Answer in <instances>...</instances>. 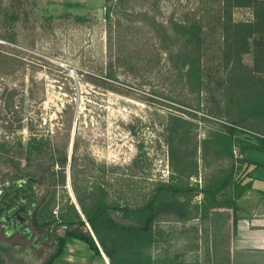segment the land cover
<instances>
[{"label":"rangeland","instance_id":"obj_1","mask_svg":"<svg viewBox=\"0 0 264 264\" xmlns=\"http://www.w3.org/2000/svg\"><path fill=\"white\" fill-rule=\"evenodd\" d=\"M221 8L222 0H127L117 17L125 25L134 21L131 31L124 33L128 43L121 54L126 58L130 54L132 60L120 63L115 48L111 57L107 49L105 0H0V187L31 184L36 199H45V215L63 213L70 205L80 213L75 188L81 196L100 188L109 203L140 205L150 185L167 181L170 175L161 139L168 114L192 121L199 140L207 130L218 128L201 119L214 120L208 111L222 107L216 85L222 76ZM232 16L237 22L251 20L249 10H235ZM152 20L164 26L200 23L201 66L208 88L200 96L198 111L167 100L196 104L168 68L166 55H159L156 62ZM243 61L250 65V56ZM176 108L195 117L189 119ZM256 128L264 131V126ZM140 147L144 156L133 169ZM63 156L67 162L61 167ZM243 156L260 166L243 179L252 186L236 201V218L264 221L259 195L264 192V153L248 148ZM198 166V176L189 183L201 187L199 152ZM201 199L198 195L184 202L191 211ZM209 215L207 220L186 223L172 216L162 218L161 249L184 252L185 264H208V242L210 264L214 247L220 259H229L232 213L225 209ZM112 218L122 222L116 213ZM2 225L0 221V246L16 244V250L24 246L22 251H1L4 264H44L54 251L52 239H43L28 222L27 236L14 230L6 234ZM53 264L110 263L104 256H94L85 244L68 240Z\"/></svg>","mask_w":264,"mask_h":264},{"label":"trees","instance_id":"obj_2","mask_svg":"<svg viewBox=\"0 0 264 264\" xmlns=\"http://www.w3.org/2000/svg\"><path fill=\"white\" fill-rule=\"evenodd\" d=\"M124 2L127 0H105L108 11L103 18L108 31L109 56L115 48L120 63L132 60L130 54H125L127 58L121 55L128 43L124 41V33H129L134 23L128 20L125 25L117 17V10ZM235 10H249L251 20L234 21L232 15ZM220 15L222 76L216 85L222 107L215 106L208 111L214 120L201 119L218 128L207 130L199 140L192 121L175 114L166 116L161 139L167 149L168 180L151 184L143 202L136 207L115 201L109 203L100 188L83 192V196L75 188L80 213L74 205H70L63 213L45 215L42 210L45 199L37 200L35 195L27 206L26 214L21 215L22 221L12 219L7 222L0 217L6 234L14 230L27 236L28 222L35 231L41 232L43 239L51 238L54 251L44 264H53L61 256L68 240L85 244L94 256H104L110 264H185L184 252L161 249V242L165 238L159 224L167 216L174 217L179 223H186L195 218L207 220L210 213L216 214L226 209L233 216L234 238L237 228L236 201L252 186V181L243 183V179L249 178L250 172L260 166L243 155L248 148L264 153V131L256 128L264 126V0H222ZM150 27L153 31L151 47L158 53V59L162 53L166 55L168 68L175 73L181 89L196 98V104L193 106L175 98L167 100L198 111L200 96L208 88L201 66L204 40L200 23L169 22L164 26L152 20ZM244 56H250V65L244 63ZM176 110L189 119L195 117L185 110ZM245 140H248L249 146L244 145ZM198 152L203 171L201 187L197 183H189L191 178L198 176ZM143 156L140 147L131 165L133 169L138 167ZM66 162L63 156L59 164L64 167ZM251 166L253 169L249 171ZM198 195L202 198L201 202L190 211L184 200L190 201ZM259 195L264 202V192ZM113 213L118 214L122 222L114 220ZM94 238L99 239L102 251ZM6 246H0V264H4V252L22 251L24 247L16 250V244ZM207 246L208 242L205 244V254L210 264ZM215 248L212 252L214 264H233L232 254L229 259L227 256L220 259L217 255L219 251Z\"/></svg>","mask_w":264,"mask_h":264},{"label":"crops","instance_id":"obj_3","mask_svg":"<svg viewBox=\"0 0 264 264\" xmlns=\"http://www.w3.org/2000/svg\"><path fill=\"white\" fill-rule=\"evenodd\" d=\"M231 251L234 264H264V221H237Z\"/></svg>","mask_w":264,"mask_h":264},{"label":"water","instance_id":"obj_4","mask_svg":"<svg viewBox=\"0 0 264 264\" xmlns=\"http://www.w3.org/2000/svg\"><path fill=\"white\" fill-rule=\"evenodd\" d=\"M98 17H102V10H98ZM28 194V195H25ZM34 196L33 186L27 185L23 182L20 185L6 184L0 187V217L3 215V219L9 222L12 219L22 221L21 215L26 214L27 206L29 205L30 198ZM22 202L23 204H21ZM100 251H102V245L99 239L94 238Z\"/></svg>","mask_w":264,"mask_h":264},{"label":"flooded vegetation","instance_id":"obj_5","mask_svg":"<svg viewBox=\"0 0 264 264\" xmlns=\"http://www.w3.org/2000/svg\"><path fill=\"white\" fill-rule=\"evenodd\" d=\"M25 195H28V194H25ZM29 200H30V202H32V200H34V196L31 197ZM20 203L23 204L22 202H20ZM29 204H30V203H29ZM28 207H29V206H28ZM2 216H3V215H2ZM2 216H1V217H2Z\"/></svg>","mask_w":264,"mask_h":264}]
</instances>
